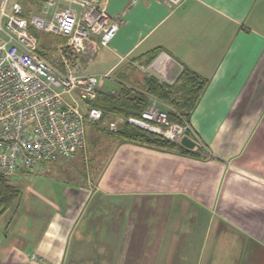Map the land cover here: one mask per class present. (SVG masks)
<instances>
[{"label": "crops", "instance_id": "obj_1", "mask_svg": "<svg viewBox=\"0 0 264 264\" xmlns=\"http://www.w3.org/2000/svg\"><path fill=\"white\" fill-rule=\"evenodd\" d=\"M106 3L123 23L91 73L128 81L156 50L207 78L197 155L112 138L101 160L47 163L0 214V264H264V0Z\"/></svg>", "mask_w": 264, "mask_h": 264}, {"label": "built area", "instance_id": "obj_2", "mask_svg": "<svg viewBox=\"0 0 264 264\" xmlns=\"http://www.w3.org/2000/svg\"><path fill=\"white\" fill-rule=\"evenodd\" d=\"M178 7L183 0H164ZM37 12L19 1L0 0V175L55 163L85 150L86 123L109 132L125 125L162 135L171 141L187 136L199 142L190 121H170L169 107L152 97L139 115L108 116L95 105L102 80L84 70L114 37L123 18L107 10L106 0H35ZM62 37L57 59L47 58L34 31ZM54 46V45H52ZM45 53V52H44ZM163 54V55H161ZM141 70L172 84L174 75L162 56Z\"/></svg>", "mask_w": 264, "mask_h": 264}, {"label": "trees", "instance_id": "obj_3", "mask_svg": "<svg viewBox=\"0 0 264 264\" xmlns=\"http://www.w3.org/2000/svg\"><path fill=\"white\" fill-rule=\"evenodd\" d=\"M46 56V53H42ZM156 50L151 51V61ZM131 85L121 81L116 93L98 90L95 105L101 108L104 117L114 114L139 115L147 107L148 98L157 97L175 112L168 113L170 119L189 122L190 114L195 108L207 82L188 67H183L172 84L160 82L148 73L131 74ZM171 106V107H170ZM120 142H132L158 149L197 155V152L185 147L180 141H171L162 135L125 125L116 132H109ZM195 139V138H194ZM193 139V140H194ZM196 143L198 144L197 140ZM21 190L9 182L7 176L0 175V214H2L19 197Z\"/></svg>", "mask_w": 264, "mask_h": 264}, {"label": "rangeland", "instance_id": "obj_4", "mask_svg": "<svg viewBox=\"0 0 264 264\" xmlns=\"http://www.w3.org/2000/svg\"><path fill=\"white\" fill-rule=\"evenodd\" d=\"M14 1H19L26 10H30L31 12H35V11L37 12L38 6L35 3V0H9V4L11 5ZM34 33L36 34L37 38L40 40L41 49L46 53V56L50 58L51 60L55 61L58 57L55 45L64 43L65 40L62 37H55L52 34L40 32L37 30L34 31ZM88 64H89L88 62L82 64L84 67V70H86V68L88 67L87 71L94 72L96 70L94 67V64H91V62L89 65ZM125 66L124 67L127 68V64ZM125 71H128V70H125ZM132 73L134 72L132 71ZM105 81L107 83L108 89L118 87L119 83L121 85V81L117 80L116 77L113 75V73H111L109 78H106ZM130 81L131 79H128L126 84L131 85L132 82L130 83ZM147 98H148V103H147V106H148L152 97L147 96ZM157 100L161 102L160 107H163L165 103L158 98ZM165 105L168 106L167 104ZM169 111L172 113L175 112L172 108H169L167 113H169ZM106 118L107 117H104L103 120H105ZM168 118H169V115H168ZM170 121H175V120L170 119ZM101 124L102 122H100L99 124L98 123L96 124L86 123L85 126H86L87 150L86 148L85 150L87 151V154H85L86 152L81 151V153L84 152L82 156L85 159L82 158L83 160H86V157H85L86 155H87L88 161L93 159L92 155H96V156L99 155L100 156L99 160H101L103 156L108 153V149L110 148L111 144L114 141L113 139L117 140L112 134L108 133L107 130L101 126ZM48 164L53 165L55 163H48ZM48 164L38 163L37 165L28 168L24 172H20L21 170H18L14 174H10L7 177L10 183L16 185L21 190H23L24 185H40V183L45 181L46 178L51 179V178L56 177L55 172L49 171V173H45L48 168ZM95 167L96 166H94V168ZM50 168L52 167L49 166V169Z\"/></svg>", "mask_w": 264, "mask_h": 264}, {"label": "water", "instance_id": "obj_5", "mask_svg": "<svg viewBox=\"0 0 264 264\" xmlns=\"http://www.w3.org/2000/svg\"><path fill=\"white\" fill-rule=\"evenodd\" d=\"M180 143L188 148H194L197 145V143L194 140H192L191 138L187 136H183L180 139Z\"/></svg>", "mask_w": 264, "mask_h": 264}]
</instances>
